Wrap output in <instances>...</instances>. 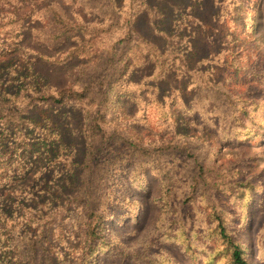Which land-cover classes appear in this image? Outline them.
Masks as SVG:
<instances>
[{
    "label": "rangeland",
    "instance_id": "1",
    "mask_svg": "<svg viewBox=\"0 0 264 264\" xmlns=\"http://www.w3.org/2000/svg\"><path fill=\"white\" fill-rule=\"evenodd\" d=\"M177 1L179 0H164V5L168 8L162 3L157 12L139 13L134 20L137 32L162 44V30L169 28L174 8L178 13L183 12L184 7L187 9V6L183 7ZM51 2L58 4L69 19L66 20L68 23L65 22L66 26L54 27L50 32L52 37H33L32 28L42 27L39 20H4L0 25V41L3 40L1 48L8 51L11 42H15L18 50L13 55L14 58L9 57L3 64L7 65L6 69L2 70L0 66V106H4L0 113L1 118L5 119L8 112L16 115L21 112H38L43 106V100L33 97L38 93L35 89L49 93L71 86H87L95 73L93 66H89L90 57L81 55V51L86 50L83 48V39L91 38L92 31H83L79 23L104 25L109 19L121 17L124 11L119 9L120 5L126 7L130 0H48L43 6ZM154 2L157 0H148L149 4ZM217 10L214 0H203L202 7L194 11V15L198 17L197 24L204 25L205 28H199L193 41L196 53L192 58V66H196L199 72L207 69L212 74L209 92L206 94V89L201 91V88L187 89L186 86H190L199 75L196 76L194 72L184 73L176 82V86L184 88L178 91L179 104L169 109V117L179 119L177 112L182 109L181 100L186 99L188 107L195 109L200 105H204L205 109V101L209 100V109L214 107V111L213 115L208 114L206 118L214 116L212 121H201L203 117L194 118L198 122V127L195 128L191 125L185 127L181 125L183 121H176L174 118L170 123H157L160 119L157 116V97L165 94L172 97L177 92L169 90V81L172 78L168 73L159 79L162 87L158 94L154 88L148 91L141 86L139 80L144 79V71L150 73L146 82L153 84L157 80L156 74L151 73L155 69L152 61L139 67L138 74L134 76L138 90L147 102L140 104L137 101H121L117 103L116 109H112V112L119 113L116 116L120 120H127L138 132H144L146 138L174 140L175 145H180V148L183 149L185 143L188 147L184 152L180 149L174 150L181 158L172 155L164 157L168 161L164 164L163 172L168 174L170 188L166 192V211H163L156 200L161 182L155 172L148 170L146 176L140 179L139 183L147 185L143 188L132 187L129 179L117 176L116 181L119 184L114 187V191H124L125 198L135 202V211L133 208L124 211L120 206L109 204L105 209L108 213H105L103 226L100 227L101 244L89 257L87 264H208L203 251L209 247V241L198 239L192 233L198 221L189 222L186 220L189 214L184 213L186 219L183 222L179 215L183 200L181 196L188 194L186 179L199 176V165L204 169L207 186L212 187V204L227 215L228 229L233 238L242 245L252 264H264V125L255 127V131L251 133L242 132L244 135L239 138L229 137L232 131L230 123L236 121V117L232 116L233 103L229 100L239 98L245 103L254 101L253 105L239 108L238 118L245 121L251 109L256 108L253 118L264 123V0H237V6H233L226 13L236 20L233 30L238 41L233 55L226 56V53L221 52L225 54L219 57L223 61L210 54L222 46L220 33L214 34L210 27L213 23L212 15ZM22 13L20 11L18 16ZM252 17L254 22L247 29L243 20L248 22ZM63 27H66L65 30L57 35ZM101 34L103 36L109 33ZM76 47L80 48V54L68 53L71 48ZM241 48L244 50L243 54L239 52ZM20 64L31 66V70L19 68ZM172 64L177 65L168 61L167 66L162 69H168ZM242 66L246 71L237 69ZM195 94L199 99L192 103L190 98ZM63 107L73 114L74 123L71 126L74 125V136L80 140L77 150L80 152L79 159L83 161L85 148L81 138L84 136L80 133L84 126L82 115L75 112L71 105ZM226 111L229 112V118L225 116ZM20 122L16 124L17 127L13 130L16 133L11 139L16 146L26 150L24 143L28 141L29 135L38 130L28 126L27 130L21 132L20 128L24 130L26 122L22 117ZM19 152H22L20 148ZM24 155L16 158L9 170H0L2 233H7L12 228L20 229L22 226L31 229L32 239L38 246L39 243L44 245L45 240L53 245L50 249L55 263L65 264L67 261L81 259V251H77L83 246L81 231L87 229L84 225L86 220L82 217V206H96L92 184L97 175L96 166L88 168V174L84 177L88 181V187L91 184L92 186L87 187L83 197L73 185L75 183L70 185L67 182L71 171L59 173L62 168H50L56 167V163L41 165L35 159L32 161L29 153ZM154 155L157 158V154ZM78 173L81 174V169L78 171L76 167L73 178L77 181ZM204 180L201 179L200 183L204 184ZM101 183L103 189L105 185L104 182ZM244 184L250 189L246 196L242 195L245 198H242L237 195H241L240 188ZM225 187L232 189L231 195L219 193ZM16 229L13 230L15 237L18 235ZM183 232L190 238L189 250L181 242ZM144 248L145 251L142 252Z\"/></svg>",
    "mask_w": 264,
    "mask_h": 264
},
{
    "label": "trees",
    "instance_id": "2",
    "mask_svg": "<svg viewBox=\"0 0 264 264\" xmlns=\"http://www.w3.org/2000/svg\"><path fill=\"white\" fill-rule=\"evenodd\" d=\"M47 1L0 0V25L3 24L2 21L4 20L25 18L39 20L42 27L32 28L33 37L35 39H39L38 36L42 35L47 38L52 37L50 32L54 27L58 25L59 27L66 26V23H68L66 20L69 19L58 4L51 2L47 6H43ZM214 2L218 6V10L212 15L213 23L210 27H212L214 34L220 33L219 40L222 46H218L219 48L210 52V54L223 61L219 58L223 54L221 52L226 53V56L233 55V49L238 41L234 37L235 30H233L236 20L231 15L226 14L233 6H237V0H214ZM162 3L165 8H168L167 5H164V0H157L153 4H149L148 0H130L126 7L120 5L121 12L124 11L121 17L116 16L115 19H109V22L104 25H84L80 22L79 25L83 31H89V33L92 31L91 38L83 39V48H86V50L81 51V55L90 57L89 66L94 68L95 74L88 85L83 87L71 86L49 93L35 89V92L38 93L33 97L43 100L41 102L43 106L39 108L38 112H21L18 115L8 112L5 119L4 117L1 118L0 114V170H9L16 161L15 159L27 152L31 155V160L35 159V162L41 165L56 163V167L50 168H62L59 173L71 171L67 178L68 184L75 183L73 185L78 188V193L85 197L89 184L84 177L88 174V168L96 166L95 172L97 175L94 182H92L95 192L93 193V196L95 195L93 200L96 206L92 204L82 206V217L86 220L84 225L87 228L81 231L83 246L78 248L77 251H81L82 257L76 261H67L65 264L88 263L89 257L101 244L102 233L100 227L103 226L105 213H108L105 209L109 207V204L116 205V207L120 206V209L124 211L126 209L127 211L132 210V208L135 211V202L128 201L124 196V191L121 190L119 193L114 191V187L119 184L116 181L117 176H121L126 180L129 179L132 187L143 188L147 185L139 183L140 179L146 176L148 170L155 172L161 182V189L156 200L163 211H166V192L170 188L168 186V174L163 172L164 164L168 161L164 157L172 155L181 158L179 154L174 153V150L180 149L184 152L188 147L187 144L185 143V147L182 149L179 147L180 145H175L174 140H162L159 137H157V140L153 137L146 138L144 132H138L135 126L128 124L127 120H120L116 116L119 113L112 112V109H116L117 103L121 101H131L133 103L137 101L140 104L147 102L142 92L140 93L138 90V83L134 76L138 74L139 67L145 66L146 63L148 64L151 61L155 64V69L151 73L156 74L157 78L155 79L157 80L153 84L146 82L150 73L147 74L144 71L142 76L144 79L139 80L141 86L148 91L150 88H154L158 94L162 87L159 79L161 76L165 77L168 73L172 78L169 81V90L177 92L172 97L168 94L157 97V111L159 112L157 116H160L157 123H163L164 121L170 123L171 119L174 118L169 117V109L171 106L174 108L179 104L177 99H180V93L178 91L181 90L180 88H184L183 86H176V82L181 79L182 74L194 72L196 76H200V78H198L199 76L195 78L190 86H186L187 89L201 88V91L206 89V94L209 92L212 74L207 69L206 71L201 69L199 72L196 66H192V58L196 53L193 41L199 28H205L204 25L197 24L198 17L194 15V11L202 7L203 0L177 1L179 4L182 3L181 6L183 7L187 6V9L184 7L183 12L178 13L175 12L176 8H174L169 28L162 30L163 45L137 32L134 27V20H136L139 13L142 11L157 12ZM20 11H23L22 16H18ZM252 22H254L253 17L248 22L243 20L247 29H250ZM65 28L63 27L57 35H60ZM103 32L109 34L102 36L101 33ZM98 36H101V38H97ZM2 42L3 40L0 41V60L3 62H0V66L4 70L7 65L4 66L3 64L9 57L14 58L13 55L18 50L17 44L11 42L10 50L5 51L1 48ZM79 50L78 47L71 48L68 53L80 54ZM239 52L243 54L244 50L241 48ZM168 61L177 65L172 64L168 66V69H162V67L167 66ZM22 67L27 71L31 70V66L25 67L24 64H20L19 68ZM237 69L246 71L243 66ZM195 70L197 71L195 72ZM167 98L169 99L167 100ZM190 99L194 103L199 97H196L195 94ZM201 99L204 104L203 96ZM181 101L183 102H180L183 105L182 109L177 112L179 113V119L174 118L176 121H183L181 125L185 127L191 125L192 128H195L198 127V122L194 118L203 117L204 119H201V121L206 122L213 120L214 116L206 118L208 114L213 115L214 111V107L209 109V100L205 101V109L204 105H200L199 108L195 109L194 107H188L186 99ZM229 102L233 103L232 116L236 117V121L230 123L232 131L229 137L239 138L244 135L243 133H251V131H255V127L264 125L261 122L262 120L259 121L253 118L256 108L251 109L245 121L238 118L239 108L241 109L244 105H253L255 104L254 101L245 103L237 98L229 100ZM34 105L36 106V104ZM63 105L73 106L75 112L82 115L84 126L80 133L84 136L81 138L85 148L83 161L79 159L80 152L77 150L80 140L74 136V125L71 126V123H74L73 114H70ZM167 106L168 108H166ZM3 109L4 106H0V113ZM245 111L248 112V109H245ZM23 113L24 116H22ZM225 116L229 118V112L226 111ZM21 117L26 122L24 130L20 128L21 132L27 130L28 126L38 130L31 136L29 135L28 141L24 143L26 150H23V147L16 146L11 139V136L16 133L13 131L17 127L16 124L21 123ZM147 118H149L148 115ZM19 148L22 152H19ZM154 154H157V158ZM76 167H78V171L81 169V174L78 173V181L73 178L76 174ZM199 167V176L186 179L185 184L188 186V194L185 197L181 196L183 200L179 207L181 211L179 212L180 218L184 222L186 219L185 213L189 214L186 219L189 222L196 223L198 221L197 227L192 229V233L198 239L209 241V247L203 251L204 259L208 264H252L247 258L242 245L233 238L232 233L229 231L227 215L212 204V187L207 186L208 182L204 180V169L201 165ZM69 176L71 177L69 178ZM201 179L205 181L204 184L200 183ZM101 182H104L105 185L103 189L101 188ZM249 189L248 185H242L240 188L241 195L237 196L245 198L244 196L247 195ZM231 190V188L225 187L219 193L227 196L232 194ZM237 190H239V187ZM6 213L3 212V214ZM14 229L16 228L8 230L7 233H2L4 229L0 228V264H57L51 253L50 246H53L51 243L45 240L44 245L39 243L38 246L36 241L32 239L31 229L20 226V229H16L18 231L17 237L13 232ZM181 235V242L185 249L189 250L190 238L185 232ZM39 250L41 252H38ZM144 251L145 248L142 252Z\"/></svg>",
    "mask_w": 264,
    "mask_h": 264
}]
</instances>
